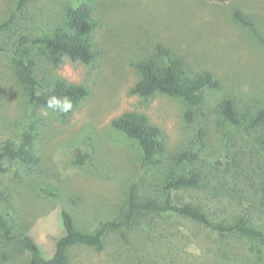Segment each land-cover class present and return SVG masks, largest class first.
<instances>
[{"label":"rangeland","instance_id":"rangeland-1","mask_svg":"<svg viewBox=\"0 0 264 264\" xmlns=\"http://www.w3.org/2000/svg\"><path fill=\"white\" fill-rule=\"evenodd\" d=\"M15 3L0 0V22L15 10ZM63 4V0H29L21 17L28 20L32 32H46L63 25ZM95 5L101 23L93 41L100 55L88 65L64 59L54 69L59 77L89 90L63 121L46 107L28 104L8 52H0V146L6 137L18 139L30 132L36 134L39 157L36 163L18 164L17 173L12 168L13 176L0 175V212L9 216L8 231L0 230V264H28L23 235L49 253L52 237L62 232L59 205L69 211L78 228L94 230L100 221L119 213L131 181L137 179L144 190L158 189L161 177L169 170L175 173L184 154L196 152L194 165L208 178L195 197L202 199L212 191L215 180L210 175L220 170L211 162L222 159L223 132L229 128L219 114L215 93L201 108L204 121H189L184 101L167 93H128L138 80L133 62H163L156 43L171 48L196 70H211L221 80L223 92L231 91L244 102L264 103V44L231 16L233 8L252 15L264 35V0H96ZM3 33L0 40L6 41ZM26 110L33 116L23 119ZM126 111L142 114L159 130L161 147L146 171L140 166L137 143L112 126V120ZM82 153L89 158L78 164L74 157ZM255 164L264 179V156ZM173 194L183 201L194 192ZM211 204L224 205L214 199ZM123 232H106L99 251L80 243L69 246L66 264H138L140 260L264 264V240L220 236L184 217H157L151 232L140 228Z\"/></svg>","mask_w":264,"mask_h":264},{"label":"trees","instance_id":"trees-1","mask_svg":"<svg viewBox=\"0 0 264 264\" xmlns=\"http://www.w3.org/2000/svg\"><path fill=\"white\" fill-rule=\"evenodd\" d=\"M27 1L16 0L15 10L0 22V34L4 32L7 36L6 41L0 40V52H8L28 104L46 107L55 118L63 121L82 104L89 90L83 84L59 77L54 69L64 59L85 65L97 59L100 48L93 41V33L101 23L97 15L99 10L95 5L96 0H63V25L37 33L32 32L27 25L28 20L21 17ZM231 16L264 44V35L252 15L233 8ZM24 23L26 26H22ZM156 49L163 62L159 64L154 59L133 62L138 71V80L129 87L128 93L148 96L159 91L180 98L186 105V118L189 121L197 118L204 121L201 108L208 97L215 93L219 114L229 126L223 132L226 142L222 147V159L211 162L214 168L220 170V174L210 175L215 180L208 194L210 196H205L206 192L202 199L195 197L202 181L208 178L194 165L197 153L193 152L190 156L184 154L183 163L177 171L173 173L169 170V174L161 177L158 189L144 190L137 179L131 181L119 213L100 221L94 230L78 228L69 211L59 205L62 232L52 237L53 246L49 253L30 236H22V244L30 253L28 264H66L69 246L80 243L99 251L106 232H126L133 228L151 232L152 221L157 217H184L220 236L233 235L252 242L264 240V223L260 222L264 218V179L260 177V171L254 168L256 158L264 156V103L259 104L256 98V101H241L231 91H222L221 80L211 70H196L175 51L159 42ZM25 112L20 116L23 119L33 116L28 110ZM112 126L137 143L141 150L140 166L143 170L154 165V155L161 147L156 126L142 114L132 111L115 117ZM199 133L201 136L200 130ZM35 136L27 132L18 139L6 137L2 140L1 176H13V171H18V164L28 165L39 161ZM87 158L88 153L74 157L78 164H84ZM175 190L194 194H190L189 200L177 201L173 197ZM212 199L224 205L215 206L211 204ZM8 217L0 212V230L3 232L8 231ZM138 264L145 263L140 260Z\"/></svg>","mask_w":264,"mask_h":264},{"label":"clouds","instance_id":"clouds-1","mask_svg":"<svg viewBox=\"0 0 264 264\" xmlns=\"http://www.w3.org/2000/svg\"><path fill=\"white\" fill-rule=\"evenodd\" d=\"M70 107V105H68Z\"/></svg>","mask_w":264,"mask_h":264}]
</instances>
